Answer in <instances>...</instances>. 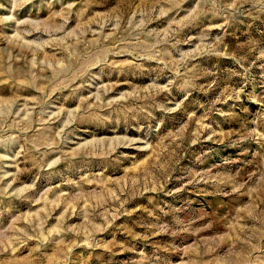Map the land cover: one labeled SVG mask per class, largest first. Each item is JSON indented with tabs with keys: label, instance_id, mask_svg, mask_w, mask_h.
<instances>
[{
	"label": "rangeland",
	"instance_id": "1",
	"mask_svg": "<svg viewBox=\"0 0 264 264\" xmlns=\"http://www.w3.org/2000/svg\"><path fill=\"white\" fill-rule=\"evenodd\" d=\"M0 264H264V0H0Z\"/></svg>",
	"mask_w": 264,
	"mask_h": 264
}]
</instances>
